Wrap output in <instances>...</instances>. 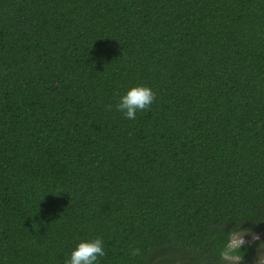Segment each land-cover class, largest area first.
Masks as SVG:
<instances>
[{"label": "trees", "instance_id": "16d2710c", "mask_svg": "<svg viewBox=\"0 0 264 264\" xmlns=\"http://www.w3.org/2000/svg\"><path fill=\"white\" fill-rule=\"evenodd\" d=\"M92 239L98 264H264V0H0V264Z\"/></svg>", "mask_w": 264, "mask_h": 264}, {"label": "clouds", "instance_id": "9594fccd", "mask_svg": "<svg viewBox=\"0 0 264 264\" xmlns=\"http://www.w3.org/2000/svg\"><path fill=\"white\" fill-rule=\"evenodd\" d=\"M154 98L155 94L150 88L140 85L133 86L120 96L116 108L127 119H135L137 111L148 109ZM108 108L111 110V105ZM137 254H139V249L133 250L132 255ZM104 255V242L101 239L81 240L71 250L70 257L65 264H98V257Z\"/></svg>", "mask_w": 264, "mask_h": 264}, {"label": "rangeland", "instance_id": "374dc122", "mask_svg": "<svg viewBox=\"0 0 264 264\" xmlns=\"http://www.w3.org/2000/svg\"><path fill=\"white\" fill-rule=\"evenodd\" d=\"M260 236H261L260 234H250V235L244 234V233L235 234L232 236L229 247H234V246L242 245V244H249L253 242L255 239L259 238ZM225 258L229 260H234V261L238 260V258L232 257L228 254H225Z\"/></svg>", "mask_w": 264, "mask_h": 264}]
</instances>
